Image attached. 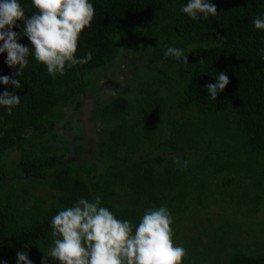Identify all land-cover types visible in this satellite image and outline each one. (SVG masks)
Wrapping results in <instances>:
<instances>
[{"label": "trees", "instance_id": "obj_1", "mask_svg": "<svg viewBox=\"0 0 264 264\" xmlns=\"http://www.w3.org/2000/svg\"><path fill=\"white\" fill-rule=\"evenodd\" d=\"M20 2L26 16L38 11L31 0ZM187 2L92 0L95 15L82 30L76 53L91 52V61L53 78L30 56L18 76L23 88L0 84V94L21 96L11 115L0 107V261L16 264V252L24 250L33 264H41L53 244L52 216L81 197L91 201L99 195L101 206L134 225L146 208L167 206L175 235L188 221L191 203L195 212H208L215 200L228 203V197L255 220L264 218L258 216L264 211V59L258 51L264 48V30L252 24L264 13V0H211L218 15L200 21L180 12ZM17 25L14 31L23 21ZM18 42L31 47L26 36ZM168 46L183 48L187 62L165 57ZM130 49L148 52L159 75L142 81L148 93L141 98L132 92L104 105L97 101L95 112L111 126L110 141L118 147L105 151L103 138L93 148L101 161L82 163L78 158L86 155V146L56 131L58 114L68 106L80 110L93 72L114 66ZM6 55L0 54V75L12 76L19 66L9 67ZM217 72H224L229 84L213 101L204 86L215 82ZM11 154L18 155L12 167ZM177 157L188 161L187 168L177 166ZM218 213L208 216L216 220ZM205 219L201 224L209 223ZM216 223L212 237L203 235L200 223L189 227L194 232L197 226L199 235L197 243L183 244V264H204L208 258L212 264H264V241L232 245L240 226ZM51 260L47 264H58Z\"/></svg>", "mask_w": 264, "mask_h": 264}, {"label": "clouds", "instance_id": "obj_2", "mask_svg": "<svg viewBox=\"0 0 264 264\" xmlns=\"http://www.w3.org/2000/svg\"><path fill=\"white\" fill-rule=\"evenodd\" d=\"M38 11L26 16L25 6L20 0H0V54L6 53L5 63L9 67L19 66L12 75H0V84L21 89L18 79L32 56L45 65L53 78L65 73L66 68L83 65L91 61L92 53L77 56L80 34L90 27L95 15L92 0H31ZM194 21L208 20L218 15L211 0H188L180 8ZM17 21H23L20 31ZM252 24L264 30V13L256 15ZM26 36L31 47L18 41ZM264 59V48L259 49ZM165 57L187 62L188 55L180 47L168 46ZM202 59L200 63H204ZM214 83L204 87L211 100L225 90L229 78L217 72ZM115 96L114 89H105ZM21 104V96L14 91L0 94V107L11 115ZM177 166L187 168L188 161L177 157ZM174 217L167 206L146 208L138 224L128 219H119L113 211L101 206V197L93 200L79 198L72 206L59 210L51 218L50 227L53 244L50 257L58 264H183L187 249L174 242ZM45 255L41 264H47ZM7 264V261H0ZM16 264H33L24 250L16 252Z\"/></svg>", "mask_w": 264, "mask_h": 264}, {"label": "rangeland", "instance_id": "obj_3", "mask_svg": "<svg viewBox=\"0 0 264 264\" xmlns=\"http://www.w3.org/2000/svg\"><path fill=\"white\" fill-rule=\"evenodd\" d=\"M128 40L130 41V39ZM147 55L148 52L144 53V51L134 52L132 51V49H130L129 52H127L126 50H123L120 60H117L118 63H114V66L110 65L112 66V68H109L110 66H108L104 69H98L97 71L93 72L95 74H92L89 80L91 87L89 89H86L82 95L83 104L80 110H76L74 106H68L64 107V109L59 114L57 113L59 118V122L56 123L57 132L62 133L65 139L68 138L76 144L82 143L84 144V146H86V155L80 156L78 158L79 160L88 157L87 154L91 151L95 153V149L93 150V148L96 147L95 145L97 144V142L101 141L100 139L103 136L104 139L106 138L105 140H107V145L104 147L105 151H107L109 148L111 149L113 147H118L117 141H110L109 133L111 135V126L102 121L100 117L97 118L94 113L97 106V101L101 100L102 102H100V104L109 103L111 100L118 96L131 97L132 92L133 98H135V95L137 96V98L143 97L144 90L145 93L147 92L145 87H147L148 84L146 86L142 85V81L153 82V78L159 75V69L150 64L148 60L149 55ZM107 68L109 69L107 70ZM137 77L138 81H141L140 83H138V85L136 83ZM128 81L129 83H131L130 89L132 91L126 90L125 93L124 88L128 86ZM108 88L114 89L116 95L109 96L105 91V89ZM136 88H140V90H136ZM68 122L72 124L68 125ZM148 123L149 122H146L145 127L149 126ZM142 127L143 126H141L140 128ZM145 131V129L139 131L140 138L145 137ZM102 132L103 135L101 134ZM81 136L86 137L87 140L84 142L80 141L79 137ZM90 140L92 142V146ZM156 140H159V136H157L154 141ZM153 148L154 143L153 145L150 143L148 145V149L151 150ZM159 150L160 154L168 156V153L165 149L161 148ZM7 158L8 165L12 167L11 165L18 160V155L11 154ZM225 199L228 201V203L223 201L217 202L215 200L214 203H216V205H209L207 210L208 212H206V210L195 212L193 204H188L190 205L191 209V212L186 213L188 221L185 222L183 224L184 226L181 227L182 230L179 235L174 236V242L181 245H183L185 242L188 243L190 241L193 244L197 243V240H194V238L198 237L199 235L198 228L196 226V230H194L193 232L189 227L193 224H201L206 216L207 218L205 219V221L209 223L200 225V227H202L203 229V235L205 236L210 235L212 237L216 234V231L214 229L215 226H217L216 221H218L219 225L226 221V228L235 227L234 225H230L232 223L240 226L239 228H236V234L234 236L235 238H230V242L232 243V245L242 244L250 246L251 241L254 242V244H259L258 242L264 241V218L255 220L254 215L250 216L245 208L243 210V208H241L239 205H231L230 199L228 197H226ZM217 212H219V216L216 218V220H212V218L208 216L209 214L214 215ZM258 216L264 217V211L262 213H259ZM174 233H176V230H174ZM218 235H220V233H218ZM252 249L260 251L262 250V248L260 249L259 247H253ZM213 260V258H210L209 261L208 258V260L204 264H212ZM47 261L52 263V260L49 257L47 258Z\"/></svg>", "mask_w": 264, "mask_h": 264}, {"label": "flooded vegetation", "instance_id": "obj_4", "mask_svg": "<svg viewBox=\"0 0 264 264\" xmlns=\"http://www.w3.org/2000/svg\"><path fill=\"white\" fill-rule=\"evenodd\" d=\"M127 79V78H126ZM130 84L131 83H129V81H128V86H126L125 88H124V91H125V93H126V90H128V91H130ZM100 105V104H99ZM99 105H97L98 107H99ZM104 105V104H103ZM101 106V105H100ZM95 113V115L97 116V118H99V115H97V113L96 112H94ZM56 131H57V129H56ZM61 136H63L62 135V133H60V132H58ZM102 135H103V132L101 133ZM104 138V136L100 139V140H102ZM90 142H91V140H90ZM99 142H97V144H98ZM91 144H92V142H91ZM86 153V152H85ZM88 154H89V156H88ZM87 154V156L88 157H86V158H82L81 160H79L80 162H82V163H86V161H89V163H90V165H94V162L95 161H101V159L100 158H98V157H96L95 156V153L93 152V151H91V152H89Z\"/></svg>", "mask_w": 264, "mask_h": 264}]
</instances>
